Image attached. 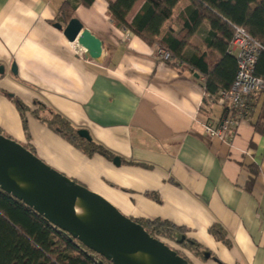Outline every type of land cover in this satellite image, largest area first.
Here are the masks:
<instances>
[{
    "label": "crops",
    "instance_id": "obj_1",
    "mask_svg": "<svg viewBox=\"0 0 264 264\" xmlns=\"http://www.w3.org/2000/svg\"><path fill=\"white\" fill-rule=\"evenodd\" d=\"M69 1L71 17L102 40L100 61L78 55V45L54 26L65 25V0H0L2 132L124 215L181 227L182 236L209 253L193 264H264V92L249 99L224 139L210 136L204 123L219 124L231 110L207 97L202 74L159 59L156 45L111 19L106 0L88 7ZM143 3L135 1L127 22ZM190 3L177 1L159 38L182 30ZM208 29L202 21L186 50L205 49ZM13 97L30 109L37 101L58 112L112 156L84 153L29 110L26 135ZM216 223L227 242L209 232Z\"/></svg>",
    "mask_w": 264,
    "mask_h": 264
},
{
    "label": "trees",
    "instance_id": "obj_2",
    "mask_svg": "<svg viewBox=\"0 0 264 264\" xmlns=\"http://www.w3.org/2000/svg\"><path fill=\"white\" fill-rule=\"evenodd\" d=\"M93 1L78 0V3L88 7ZM106 1L108 13L116 24L130 30L146 44L160 46L169 51L172 55L169 61L187 63L192 71L202 74L204 77L202 86L211 101H215V95L220 89L231 86L236 73V57L228 51L233 36V25L242 26L264 45V0H190L182 30L174 34L168 29L160 38L158 37L160 28L170 17L178 0H144L131 22H127L126 16L136 0ZM74 8L75 5L69 0H65L60 8L65 24L71 18ZM204 20L209 25L202 40L205 49L195 47L186 50L193 33ZM255 74H264V50L258 55ZM12 100L22 115L26 135H28L27 125L23 113L29 110L38 120L84 153L90 155L101 152L112 156L111 152L93 139L87 141L79 136L77 134L79 128L73 126L58 112L47 110L37 101L34 102L35 108L30 109L17 98L13 97ZM0 133L3 134L1 129ZM137 221L150 235L165 244L167 243L164 239H170L186 248L192 255L204 256L205 251L199 248L196 242L182 236L181 227L160 219ZM209 232L216 239L227 242L225 231L219 224H213ZM180 255L192 263L188 257ZM0 264L112 263L85 247L68 233L53 226L22 201L0 190Z\"/></svg>",
    "mask_w": 264,
    "mask_h": 264
},
{
    "label": "water",
    "instance_id": "obj_3",
    "mask_svg": "<svg viewBox=\"0 0 264 264\" xmlns=\"http://www.w3.org/2000/svg\"><path fill=\"white\" fill-rule=\"evenodd\" d=\"M54 26L62 30L69 42L84 48L86 57L94 61L103 57L102 40L76 17H71L64 26L59 22ZM3 69L0 65V74ZM11 69L15 71V66ZM77 134L91 140L84 128H79ZM112 161L118 164L119 158L115 156ZM8 168H15L16 176L7 175ZM0 190L22 201L112 264H192L104 196L52 168L30 149L2 133Z\"/></svg>",
    "mask_w": 264,
    "mask_h": 264
},
{
    "label": "built area",
    "instance_id": "obj_4",
    "mask_svg": "<svg viewBox=\"0 0 264 264\" xmlns=\"http://www.w3.org/2000/svg\"><path fill=\"white\" fill-rule=\"evenodd\" d=\"M155 50L159 59L172 58L171 53L160 46H156ZM263 50L264 45L242 26L233 25V36L228 51L236 57V73L231 86L220 89L215 95V101L227 105L231 112L219 124L206 121L203 125L206 134L224 139L227 132L233 131L238 126L245 109L248 108L249 99L256 93L264 92V74H255L257 58ZM84 52V48L78 46L76 53L81 56Z\"/></svg>",
    "mask_w": 264,
    "mask_h": 264
},
{
    "label": "rangeland",
    "instance_id": "obj_5",
    "mask_svg": "<svg viewBox=\"0 0 264 264\" xmlns=\"http://www.w3.org/2000/svg\"><path fill=\"white\" fill-rule=\"evenodd\" d=\"M4 134V133H3ZM6 135V134H4ZM7 136V135H6ZM9 137V136H8ZM13 139V138H12ZM35 154V153H34ZM36 156H38L37 154H35ZM39 157V156H38ZM40 159H42L41 157H39ZM43 160V159H42ZM44 161V160H43ZM164 241H166L167 245L170 248L175 249L176 251H178L180 254L185 255L186 257H188L192 263L194 261V258H196V256L192 255L190 251H188L186 248L180 246L178 243L170 240V239H164Z\"/></svg>",
    "mask_w": 264,
    "mask_h": 264
},
{
    "label": "bare ground",
    "instance_id": "obj_6",
    "mask_svg": "<svg viewBox=\"0 0 264 264\" xmlns=\"http://www.w3.org/2000/svg\"><path fill=\"white\" fill-rule=\"evenodd\" d=\"M6 174L9 176H16V169L15 168H8L6 171ZM66 204H68V203L66 202ZM128 249H131V248L128 247Z\"/></svg>",
    "mask_w": 264,
    "mask_h": 264
}]
</instances>
